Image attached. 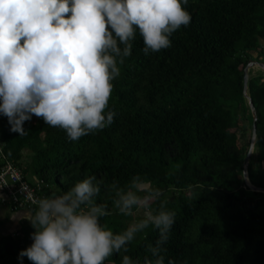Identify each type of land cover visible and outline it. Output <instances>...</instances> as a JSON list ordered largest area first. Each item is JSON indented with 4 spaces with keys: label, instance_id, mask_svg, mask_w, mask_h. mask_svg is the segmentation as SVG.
<instances>
[{
    "label": "trees",
    "instance_id": "16d2710c",
    "mask_svg": "<svg viewBox=\"0 0 264 264\" xmlns=\"http://www.w3.org/2000/svg\"><path fill=\"white\" fill-rule=\"evenodd\" d=\"M184 7L192 19L171 35V47L145 55L137 34L132 55L118 64L108 109L116 115L103 130L71 141L33 116L21 136L0 114V171L10 163L38 200L62 195L87 176L124 187L139 174L164 190L168 209L176 212L164 264H264V193L251 191L242 174L253 122L243 70L252 60L264 64V0H188ZM247 94L257 115L247 175L264 190L260 68L248 71ZM97 202L108 203L112 214L101 223L116 233L140 218L120 215L104 186ZM0 204L11 212L38 208L13 197ZM35 231L23 222L16 232L0 233V264H33L19 254L33 244ZM158 238L150 226L127 253L113 254L105 264H121L122 255L140 264L154 259L148 245Z\"/></svg>",
    "mask_w": 264,
    "mask_h": 264
},
{
    "label": "clouds",
    "instance_id": "9594fccd",
    "mask_svg": "<svg viewBox=\"0 0 264 264\" xmlns=\"http://www.w3.org/2000/svg\"><path fill=\"white\" fill-rule=\"evenodd\" d=\"M188 0H0V114L11 131L26 134L33 116L64 130L71 141L113 122L109 109L118 66L132 55L137 34L143 52L171 47V35L188 26ZM107 110V111H106ZM102 186L120 215L134 217L116 233L102 218L108 203H98ZM162 188L137 174L121 187L105 184L95 175L75 183L62 195L34 201L38 208L28 219L33 244L19 254L33 264H105L150 226L158 230L154 259L164 264L163 245L169 240L176 212L169 210ZM158 204V207L153 205ZM121 264H140L122 255ZM168 264H175L169 261Z\"/></svg>",
    "mask_w": 264,
    "mask_h": 264
},
{
    "label": "built area",
    "instance_id": "2783aa9c",
    "mask_svg": "<svg viewBox=\"0 0 264 264\" xmlns=\"http://www.w3.org/2000/svg\"><path fill=\"white\" fill-rule=\"evenodd\" d=\"M16 182L19 184L17 189L16 185L14 184ZM0 189L7 192V201H10L11 197H13L14 202L19 205L23 202L36 204L34 201L40 198L39 194L36 193L34 188L28 187L23 183L21 175L10 163H7L6 166L0 171ZM37 190L39 191L40 187H37ZM16 193L18 194L19 199L14 197ZM20 197H22V199H20Z\"/></svg>",
    "mask_w": 264,
    "mask_h": 264
},
{
    "label": "water",
    "instance_id": "95a60500",
    "mask_svg": "<svg viewBox=\"0 0 264 264\" xmlns=\"http://www.w3.org/2000/svg\"><path fill=\"white\" fill-rule=\"evenodd\" d=\"M255 67L260 68L261 70L264 71V64L259 63V62H256V61H253V60L252 61H249L247 63V65L245 66L244 70H243V73H244V76H243V96H244V98L248 102V105H249V108H250V111H251V114H252V117H253V122H252V137H251V141H250V147H249V150H248L247 155L245 157V160L243 162V171H242V174H243V179H244L245 185L251 191L264 193V190L253 186L249 182L248 175H247L248 163H249L250 157H251V155L253 153L254 144H255V140H256V120H257L256 111H255V109H254V107L252 105V102L250 100V97L247 94V91H248V71L251 68H255Z\"/></svg>",
    "mask_w": 264,
    "mask_h": 264
},
{
    "label": "crops",
    "instance_id": "0c3cea01",
    "mask_svg": "<svg viewBox=\"0 0 264 264\" xmlns=\"http://www.w3.org/2000/svg\"><path fill=\"white\" fill-rule=\"evenodd\" d=\"M34 213L27 210H18L11 212L5 206L0 204V233L9 234L16 232L21 223H31L28 219Z\"/></svg>",
    "mask_w": 264,
    "mask_h": 264
},
{
    "label": "rangeland",
    "instance_id": "374dc122",
    "mask_svg": "<svg viewBox=\"0 0 264 264\" xmlns=\"http://www.w3.org/2000/svg\"><path fill=\"white\" fill-rule=\"evenodd\" d=\"M263 43V45H264V42H262ZM255 69H257V67H255ZM0 199H8L7 197H6V195H2V194H0ZM22 210V209H21Z\"/></svg>",
    "mask_w": 264,
    "mask_h": 264
}]
</instances>
